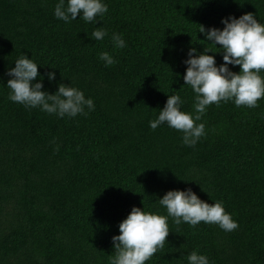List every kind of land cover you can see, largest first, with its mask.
<instances>
[{"label":"trees","instance_id":"trees-1","mask_svg":"<svg viewBox=\"0 0 264 264\" xmlns=\"http://www.w3.org/2000/svg\"><path fill=\"white\" fill-rule=\"evenodd\" d=\"M56 2L0 0V264H109L131 207L166 215L155 200L185 188L221 201L237 229L169 218L164 247L145 264H188L192 250L209 264H264V98L255 108L207 106L197 121L205 135L192 147L166 124H148L174 92L192 111L182 61L190 47H219L198 25L222 27V17L246 12L264 24V0H104L96 24L55 18ZM95 27L108 35L94 40ZM101 51L115 63L106 67ZM21 53L39 64L45 90L70 83L94 110L57 117L10 101L5 72ZM207 54L222 63V53Z\"/></svg>","mask_w":264,"mask_h":264},{"label":"clouds","instance_id":"clouds-1","mask_svg":"<svg viewBox=\"0 0 264 264\" xmlns=\"http://www.w3.org/2000/svg\"><path fill=\"white\" fill-rule=\"evenodd\" d=\"M108 11L104 0H57L53 15L69 23L77 18L96 24L97 17ZM222 27L198 25V31L206 43L219 45L218 51L203 47L197 52L190 47L182 79L193 92L192 111L181 110L183 101L176 94L167 95V99L154 119L148 124L155 130L161 124L179 131L181 143L192 147L205 135V125L201 117L207 106L221 102H233L235 106L257 107V101L264 98V24L256 19L252 12L238 17L229 14L220 20ZM196 32V33H197ZM108 35L106 29L95 27L91 32L94 40H102ZM111 40L115 48H124L125 40L120 33L113 32ZM222 53V63L216 64L215 57L207 53ZM99 60L104 65L115 63L107 52L99 53ZM38 63L24 53L14 60V67L6 70L8 99L23 105L26 109L38 108L57 117H75L87 115L94 110V101L85 97L82 90L71 84L58 83L54 92L44 89V76L38 72ZM231 66H239V71H232ZM54 69V68H53ZM55 72L46 73L47 80H55ZM154 205L162 207L166 215L159 210L146 211L132 206L129 213L117 225L118 235L111 237L113 253L109 255V264H145L157 251L162 249L169 233L168 219L179 225L187 223L195 227L198 223L215 224L225 232L237 229L238 224L226 212L221 201L212 203L201 200L191 188L166 191L155 200ZM188 264H209L204 254L192 250L186 256Z\"/></svg>","mask_w":264,"mask_h":264}]
</instances>
